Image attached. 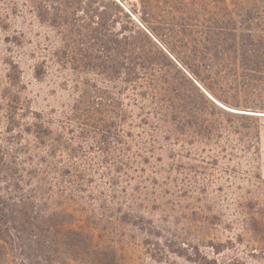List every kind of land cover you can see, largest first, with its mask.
I'll list each match as a JSON object with an SVG mask.
<instances>
[{"label": "trees", "instance_id": "16d2710c", "mask_svg": "<svg viewBox=\"0 0 264 264\" xmlns=\"http://www.w3.org/2000/svg\"><path fill=\"white\" fill-rule=\"evenodd\" d=\"M25 12L51 30L38 51L57 64L73 99L33 110L20 76H10V146L0 145V264H121L114 246L71 220L78 195L94 198L98 175V187L116 191L120 174L129 185L132 173L146 170L142 163L162 160L157 154L166 149L173 160L215 154L237 162L236 172L242 161L260 158L264 0H0V27ZM47 67L40 61L35 76ZM27 135L33 138L24 143ZM193 167L197 184L207 167ZM201 189L207 198L208 188ZM122 191L128 198L127 186ZM235 211L230 228L252 232L264 248V201L241 195Z\"/></svg>", "mask_w": 264, "mask_h": 264}, {"label": "rangeland", "instance_id": "374dc122", "mask_svg": "<svg viewBox=\"0 0 264 264\" xmlns=\"http://www.w3.org/2000/svg\"><path fill=\"white\" fill-rule=\"evenodd\" d=\"M47 35H52L51 30L31 12L11 17L10 25L0 27L1 146H10L5 141L10 135L6 118L10 76L13 79L20 76L19 90L23 100L29 99L33 110L59 109L61 104L72 102V91L63 88L65 78L57 64L46 57L48 53L38 51V44L47 43ZM42 60L47 61V72L37 78L36 65ZM31 120V117L25 119ZM261 121L260 158L242 161L240 172L232 169H237V162L215 154L203 159L173 160L166 149L157 154L162 160L151 157L150 164L142 163L146 170L132 173L129 185L124 175L114 172L115 176L123 177L116 191L109 183L98 187L102 179L98 175L97 184L89 192L94 198L79 199L78 195L82 201L71 208L73 226L93 233L101 244L114 246L119 251L121 264H264V248L253 241L252 232L241 227L230 228L237 225L235 207L241 195L264 201V117ZM27 138L24 143L33 137L27 135ZM172 163H180L184 168L176 171ZM193 166L207 167L206 170L198 168L202 173L197 184L191 182L195 173ZM176 179L179 183L174 182ZM123 186H127L128 198H123ZM201 188H208L207 198ZM61 206L59 203L54 208ZM104 206L112 213L104 210ZM129 212L136 216L127 217ZM120 215L128 221L119 224ZM130 220H135V224ZM249 241L257 245L250 247Z\"/></svg>", "mask_w": 264, "mask_h": 264}]
</instances>
